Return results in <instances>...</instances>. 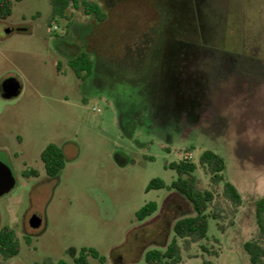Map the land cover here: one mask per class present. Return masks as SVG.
I'll return each mask as SVG.
<instances>
[{
  "label": "rangeland",
  "instance_id": "374dc122",
  "mask_svg": "<svg viewBox=\"0 0 264 264\" xmlns=\"http://www.w3.org/2000/svg\"><path fill=\"white\" fill-rule=\"evenodd\" d=\"M91 1L103 21L73 7L50 20L49 0H13L0 18V85L21 84L10 99L0 89V152L14 173L0 228L12 227L20 245L0 264L72 263L82 248L105 264L143 263L145 251L165 248L178 217L194 214L174 190L147 184H170L168 163H198L206 149L223 157L242 203L234 208L198 166L221 218H209L206 238L177 264H251L242 244L258 236L254 202L264 196V0ZM82 52L92 60L84 78L68 65ZM49 143L64 153L55 176L40 156ZM149 201L158 209L139 221Z\"/></svg>",
  "mask_w": 264,
  "mask_h": 264
},
{
  "label": "trees",
  "instance_id": "16d2710c",
  "mask_svg": "<svg viewBox=\"0 0 264 264\" xmlns=\"http://www.w3.org/2000/svg\"><path fill=\"white\" fill-rule=\"evenodd\" d=\"M13 0H0V18L6 19L12 12ZM51 5L50 20L59 18H69L68 10L70 7L75 9L82 8L84 14L91 15L99 21H103L106 14L102 7L91 0H49ZM256 50V49H255ZM254 52V49L251 50ZM250 51L233 53L228 52V58L234 59L249 58L247 55ZM253 59V58H251ZM68 65L74 73L84 78L91 73L92 60L86 53H79L68 61ZM256 89L257 86H254ZM254 88H251L253 92ZM250 97H254L253 95ZM245 148L246 145L240 144ZM41 160L44 165L45 172L48 176L57 175L64 167V153L61 147L55 143H49L41 152ZM198 166L209 176L212 186H221V196L228 201L234 208L242 203V197L237 188L224 177L225 161L218 153L206 149L199 156L198 163L182 158L167 164V167L173 169L177 173V178L172 180L170 184H166L160 178H153L146 186V191L151 189L166 188L174 190L177 194L185 198L187 203L193 210V215L178 217L172 225L171 240L165 245V248H153L145 251L143 255V263L133 264H177L182 260V249H187L191 243H196L204 238L208 231V220L220 219L221 209L212 206L215 200L214 189H203L198 186V179L193 174ZM24 175L33 174L38 176L37 171L24 172ZM158 209L155 201H149L144 204L137 212L136 218L143 221L151 217ZM255 220L258 227L257 238L245 241L242 248L246 251L251 264H264V246L261 239L264 238V196L254 202ZM223 230V226L218 224ZM19 239L15 230L8 226L0 228V257L3 260L15 256L19 252ZM204 250L206 247L202 246ZM92 257L99 264H105L106 258L100 255L93 248H82L78 255L73 257L72 263L65 260L53 262L51 259H45L38 264H92L88 257ZM204 262L208 263L204 260Z\"/></svg>",
  "mask_w": 264,
  "mask_h": 264
},
{
  "label": "water",
  "instance_id": "95a60500",
  "mask_svg": "<svg viewBox=\"0 0 264 264\" xmlns=\"http://www.w3.org/2000/svg\"><path fill=\"white\" fill-rule=\"evenodd\" d=\"M12 28H7L6 33H10ZM2 97L10 99L19 95L21 91L20 82L14 77L6 78L0 85ZM14 185V173L6 158V156L0 152V196L11 190ZM32 228H39L41 225V216L39 214L34 215L30 220Z\"/></svg>",
  "mask_w": 264,
  "mask_h": 264
},
{
  "label": "built area",
  "instance_id": "2783aa9c",
  "mask_svg": "<svg viewBox=\"0 0 264 264\" xmlns=\"http://www.w3.org/2000/svg\"><path fill=\"white\" fill-rule=\"evenodd\" d=\"M187 158V157H186Z\"/></svg>",
  "mask_w": 264,
  "mask_h": 264
}]
</instances>
